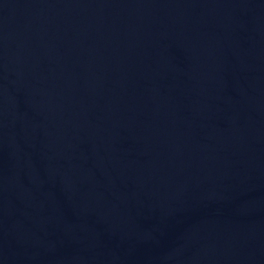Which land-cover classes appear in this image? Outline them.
<instances>
[{
	"label": "water",
	"instance_id": "1",
	"mask_svg": "<svg viewBox=\"0 0 264 264\" xmlns=\"http://www.w3.org/2000/svg\"><path fill=\"white\" fill-rule=\"evenodd\" d=\"M0 264H264V0H0Z\"/></svg>",
	"mask_w": 264,
	"mask_h": 264
}]
</instances>
